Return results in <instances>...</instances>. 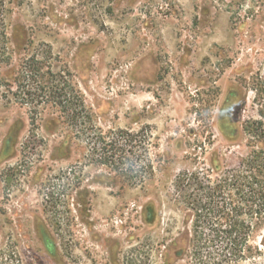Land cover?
<instances>
[{"label": "rangeland", "instance_id": "374dc122", "mask_svg": "<svg viewBox=\"0 0 264 264\" xmlns=\"http://www.w3.org/2000/svg\"><path fill=\"white\" fill-rule=\"evenodd\" d=\"M27 33L70 71L69 110L39 81L28 100L5 87ZM1 34L0 264H264V212L233 256L193 211L235 216L261 186L251 165L264 180V0H0ZM82 45L98 47L87 83Z\"/></svg>", "mask_w": 264, "mask_h": 264}, {"label": "flooded vegetation", "instance_id": "af4514ba", "mask_svg": "<svg viewBox=\"0 0 264 264\" xmlns=\"http://www.w3.org/2000/svg\"><path fill=\"white\" fill-rule=\"evenodd\" d=\"M4 36H5L4 34L0 35L1 43L5 42L6 40ZM29 38L30 37L28 36V33H27V35H25L19 42L15 43V49L17 51L16 53L19 56L20 66L18 68L17 73L16 72L12 73L10 78L9 77L4 78L5 80L3 82H4L5 87L10 91L15 90V93L13 94V96L17 95V98L24 96V98L28 100V98L32 97L33 95L32 93H30L31 92L30 90H28L29 92L25 90L26 89V87L24 86L25 83L29 81L31 82L39 81L41 87H37V90H39L41 93L43 92L41 96L44 99L46 98L47 102L53 103L56 105L60 104L62 108L68 109V105L71 103L69 100L66 99L68 93L66 91V87H64L61 81L65 82L64 81L65 79L69 80L72 77L70 71L68 69L64 70L61 73L63 77H61L60 75L54 72L53 61L55 60L54 59L55 57L53 56L55 55L51 47L45 46L47 50L42 52L41 57L38 54L35 55V53L32 55H29L28 53L29 51L28 48L30 47ZM84 46L85 45L78 47L77 52L74 56V61L75 63L77 62V66H78L77 68H78L79 73H83V69H82L83 66L86 67L87 70L85 74H83L82 79L84 82L87 83L89 81L90 73L92 69L91 59L96 55L98 47L93 46L91 48H87V47L84 48ZM3 58H4L3 60L6 61L4 64L8 66V62H9L8 59L6 60L4 56ZM59 63L64 64L63 62H59ZM56 83L61 84V87H62V89H60V91H62L61 94L57 93V90L59 89V84L55 85ZM71 91H72V94H74L75 90L71 89ZM63 92L65 93L63 94ZM76 92H77V96L76 97L74 96V101L76 104L77 103L79 104L80 109H78V111H81L82 109L80 106L82 105L81 102H83V99L81 95L78 93V91ZM23 103H25V99L23 100ZM35 103L38 104L39 100H34V101L32 100V104H35Z\"/></svg>", "mask_w": 264, "mask_h": 264}, {"label": "trees", "instance_id": "16d2710c", "mask_svg": "<svg viewBox=\"0 0 264 264\" xmlns=\"http://www.w3.org/2000/svg\"><path fill=\"white\" fill-rule=\"evenodd\" d=\"M118 141H111L109 139V143H107L109 148H112L113 146H115L114 144L117 145ZM261 154V152H253L252 155L255 156L254 158L256 159L259 155ZM107 156V155H106ZM109 157V161L110 162H115V161H121L122 159H124L125 157H122V154L120 153H114ZM253 163V162H252ZM250 169V173H247V176L245 177V179L243 180V183H248L251 182V184H258L256 186V188L261 185L258 189H253L251 190L247 195L244 193L245 196V200L243 201V205H245V213L243 211V209L241 210V213H236L234 216V205L232 207L231 204H229L230 209L227 206H222V207H218L217 205L215 206V209L213 208V210L210 211V213H204L202 214V210L201 209H193L194 212H197L198 214V220L199 223L201 222V224H207L208 221H211V219L209 218L212 214V212L215 214L214 220L215 222H213L212 224L208 223L209 228V237H210V241H212L214 243V245L220 240V239H225L227 242V245L225 247V249H218L219 251L222 252H226L230 255L233 256H237V254H245L246 251H244V249L238 251V242L241 241V245L242 244H247L248 240L250 238V236L254 233L255 230V226L254 223H252L253 219L255 217H259L261 216V213L264 212V180L261 181V184L259 181H257V177L254 173H252L253 170H257L256 168L252 167ZM261 172L264 173V171L261 170ZM241 177H244L241 176ZM240 176L236 178L235 182H239ZM230 188V192H232V186L229 187ZM211 190V189H209ZM227 190V189H226ZM243 191L241 188L237 187V192ZM220 192H222V187H215V189H213V191H207L204 194V199H206L205 203L207 205V201L209 200L210 202L213 200L215 194H220ZM241 194V192H240ZM201 200L203 201V199L201 198ZM202 201H198L200 204H202ZM236 211L239 210L237 208H235ZM233 215V216H232ZM246 216L247 219L243 220L241 222L239 221H235V217H240V216ZM222 216H225V221H222ZM249 217L251 218V222H249ZM217 222V223H216ZM257 227V226H256ZM198 228V226H197ZM47 245H48V253L52 256L55 253V249L54 246L51 245L50 241L47 240ZM182 252V251H181Z\"/></svg>", "mask_w": 264, "mask_h": 264}]
</instances>
